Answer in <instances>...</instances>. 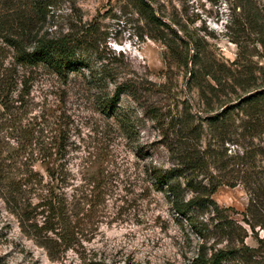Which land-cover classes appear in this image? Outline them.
Returning a JSON list of instances; mask_svg holds the SVG:
<instances>
[{"label": "rangeland", "instance_id": "1", "mask_svg": "<svg viewBox=\"0 0 264 264\" xmlns=\"http://www.w3.org/2000/svg\"><path fill=\"white\" fill-rule=\"evenodd\" d=\"M157 1L166 4L169 18H175L168 22L189 43L186 47L177 38L182 54L190 51L187 65L169 62L168 48L160 40L146 34L139 37L145 23L129 0H21L47 4L41 32H66L82 23L96 29L98 49L88 51L86 64L67 79L42 67L33 73L27 117L40 123L42 134L53 145L52 156L36 162V169L47 173L48 168L58 167L72 196H94L88 212L98 232L86 247L90 255L97 253L90 257L99 264H191L201 241L187 221L183 225L175 219L171 203L147 172L153 165L170 166L162 130L152 114H175L189 108L204 118L238 101L232 78H225L238 52L234 31L228 28L234 1ZM182 26L200 40V64L192 62V40ZM256 53L252 59L264 66ZM103 62L117 72L118 81L133 80L131 91L121 92L114 114L108 113L106 104L115 92V82L104 77ZM255 70L262 76L259 67ZM209 71L221 78L220 84ZM163 84L167 91L161 89ZM208 141L209 135L203 137V145ZM229 148L234 149L232 144ZM213 198L220 207L234 208L232 216L247 231L245 243L260 247L258 264H264V243L260 242L264 229L259 225L252 229L244 220L249 195L243 185L220 186ZM225 243L221 240L218 246ZM0 264L87 263L72 250L60 260L50 259L44 248L22 233L0 197ZM223 264L255 263L236 259Z\"/></svg>", "mask_w": 264, "mask_h": 264}, {"label": "trees", "instance_id": "2", "mask_svg": "<svg viewBox=\"0 0 264 264\" xmlns=\"http://www.w3.org/2000/svg\"><path fill=\"white\" fill-rule=\"evenodd\" d=\"M129 1L146 26L138 32L139 37L146 34L160 40L168 48L169 62L187 65L190 51L184 56L180 45L187 47L189 43L168 22H175V18H169L166 4ZM233 1L235 12L228 28L234 31L238 52L232 67L225 70V78H232L238 101L204 118L189 108L175 114H152L162 130L170 166L153 165L147 172L171 203L175 219L183 225L187 221L201 241L191 264H223L236 259L258 264L261 259L260 247L245 243L247 231L232 216L234 208L220 207L213 198L220 186L242 184L249 195L244 220L252 229L257 225L264 229V66L252 59L255 51L264 59V3ZM28 3L0 0V197L17 218L22 233L44 248L50 259L60 260L72 250L87 264H99L90 257L97 253L90 255L86 247L98 232L88 212L94 196H72L58 167L48 168L47 173L36 169V162L52 156L53 145L49 136L42 134L40 123L27 117L33 73L42 67L67 79L86 64L88 51L98 49L96 29L82 23L66 32H41L47 4ZM181 29L192 40V62L200 64V40L186 27ZM257 67L262 72L260 77L255 72ZM101 70L104 77L115 82V92L107 97L106 104L108 113L114 114L121 92L131 91L133 80L118 81L117 72L104 62ZM207 73L216 84L221 83L220 77ZM165 87L163 84L161 89L167 91ZM240 90L249 93L244 95ZM208 106L211 109L210 103ZM208 135L209 141L203 145V137ZM211 239L215 240L208 246ZM221 240L226 243L218 246ZM260 242L264 243V238Z\"/></svg>", "mask_w": 264, "mask_h": 264}]
</instances>
